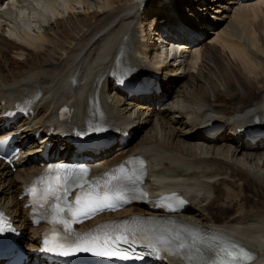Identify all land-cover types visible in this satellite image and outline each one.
Returning a JSON list of instances; mask_svg holds the SVG:
<instances>
[{
	"label": "bare ground",
	"instance_id": "obj_1",
	"mask_svg": "<svg viewBox=\"0 0 264 264\" xmlns=\"http://www.w3.org/2000/svg\"><path fill=\"white\" fill-rule=\"evenodd\" d=\"M2 2L0 43L8 48L0 45V135H16L24 155L13 172L0 162V208L22 230L25 251L38 246L43 229L31 226L21 198L42 170L40 152L50 145L55 161H66L64 152L73 150L62 144L57 152L60 131H82L100 121L112 132L111 147L87 155L92 176L141 157L149 170L150 201L81 228L129 216L167 217L157 202L174 195L184 204L176 215L180 221L227 237L256 255L251 264H264V0H93V11L73 14L68 6L65 17L35 36L18 28L19 13L30 9L41 18L59 0ZM144 3L156 10L142 14ZM183 10L199 22V33L192 31L195 19L189 22ZM148 17L152 29L145 24ZM160 20L165 21L160 25ZM6 28L17 42L6 39ZM160 30L185 34L171 42L187 49L180 56L189 55L193 63L189 60L187 68L195 73L177 75L180 64L162 66L164 57L176 54L169 47L158 58L150 33L157 38ZM209 30L212 38L204 47L198 38L189 39ZM125 82L149 94L127 98L120 86ZM159 91L167 93L164 97L173 93L172 99L159 104ZM61 108L70 110L65 123L55 119ZM19 109L24 115L6 127V116ZM150 122L152 132L130 146ZM27 264L39 263L27 256Z\"/></svg>",
	"mask_w": 264,
	"mask_h": 264
},
{
	"label": "snow or ice",
	"instance_id": "obj_2",
	"mask_svg": "<svg viewBox=\"0 0 264 264\" xmlns=\"http://www.w3.org/2000/svg\"><path fill=\"white\" fill-rule=\"evenodd\" d=\"M51 171L59 172L62 171V169H50L49 172ZM67 180V176H65L63 180H61V177L57 175L54 182H48L47 187L44 189V196L42 197V199L47 202L48 197H52L57 201L56 206L53 208V215L51 216L49 223L62 224L68 237L71 236V225L73 223L81 222L84 217L90 218L93 214H96L105 209H114L116 205L112 202L113 199H123V196L120 194L111 196L108 194V192H105L103 195H93L92 193H86L84 196H82L80 194H77L75 198V207L66 205L71 219H65L61 215L65 211V208L61 207L59 202L61 201V190H63L64 196H67L68 194L69 188L66 186ZM32 192L33 194H35L36 189H33ZM0 231H4V229L0 228ZM53 231H55V229H53ZM117 239L122 240L123 243L129 244L130 246L136 243L135 238L129 240L126 237H117ZM49 250L58 252L60 255L64 256L73 255L77 252H92L93 255L97 256H117L124 260L132 258L127 254V250L121 251L119 248L111 250L107 238L104 241L103 251L96 250V241L89 242L84 240L83 237H76L71 244L58 243L55 247H52ZM250 259H252V257L242 250L236 251L222 248L214 254V258L210 259L207 264H237L238 260Z\"/></svg>",
	"mask_w": 264,
	"mask_h": 264
},
{
	"label": "rangeland",
	"instance_id": "obj_3",
	"mask_svg": "<svg viewBox=\"0 0 264 264\" xmlns=\"http://www.w3.org/2000/svg\"><path fill=\"white\" fill-rule=\"evenodd\" d=\"M80 1L83 4H81ZM80 1L79 0H68L67 3L64 4V3H62V0H59V3H58L59 5L56 7V9H54L52 12H47L41 18L37 17L36 12H34L30 9H28V10L26 9V10L22 11V14L19 13V16H21V17H19L17 20L18 28L20 30L27 32L28 34H30L32 36H35V35H39L41 33V30H43V28L52 24L56 18L62 19L63 17H65L66 15H63V14L69 13L68 6L71 7V9H72L71 13H73V14H84V12H90V11H93L95 9L93 0H80ZM133 1L140 3V0H133ZM3 8H4V4H3L2 0H0V10ZM17 8L18 7H15L14 11L19 12L21 9H19V8L17 9ZM61 11H62V13H60ZM57 13H58V15H57ZM145 24L147 25L148 28L150 27V24L149 23L147 24V21ZM211 33H212V31L209 30V32L206 31L205 34L197 36V38L199 39L198 40L199 43L202 44L203 47L206 46L209 42L208 40L212 38ZM4 36L6 37V39H8L10 41L12 40V41L17 42V39L14 36V33L12 32V30H10V28H6ZM150 36H151V39H153L154 36L152 35V33H150ZM0 45L2 46V48H8L5 43H0ZM177 49H182V48H177ZM186 50L183 49V51H185V52H186ZM185 56H187V53H184V57H181L177 53L174 61L172 62L173 67H177V66H179V64L183 67V69H179L176 72L177 75L178 74L182 75L183 73H187L189 71L192 73L196 72V70L194 71L191 68H187V66L190 64L189 60L191 61V59H190L189 55H188V57H185ZM8 58H9V55H8ZM17 59L18 60L20 59V61L22 60L21 58H17ZM191 63H193V60L191 61ZM183 82L184 81H182V83ZM181 84L179 83L178 85H181ZM174 89L175 88H173V90ZM170 92H171V90H170ZM172 94L168 93V96H166V97H164L165 95H167L166 92L160 94L158 97L159 104H166L167 102H169L172 99L171 98ZM157 107H156V109H157ZM153 129H154L153 123H151V122L149 124H147L146 126L144 125V128H142V130L136 134V136L132 140L130 146L136 145L137 142H139L140 140L143 139L146 132L147 133L152 132ZM113 153H115V152L111 151L109 156H111ZM237 194H238V192H237ZM249 200L251 202L253 201L251 198ZM222 216L223 215H219L218 218L220 219Z\"/></svg>",
	"mask_w": 264,
	"mask_h": 264
}]
</instances>
